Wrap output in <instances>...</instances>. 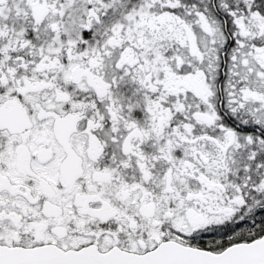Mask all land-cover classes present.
<instances>
[{
  "label": "snow or ice",
  "instance_id": "snow-or-ice-1",
  "mask_svg": "<svg viewBox=\"0 0 264 264\" xmlns=\"http://www.w3.org/2000/svg\"><path fill=\"white\" fill-rule=\"evenodd\" d=\"M0 264H264V0H0Z\"/></svg>",
  "mask_w": 264,
  "mask_h": 264
}]
</instances>
